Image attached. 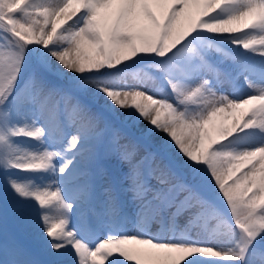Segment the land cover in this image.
Wrapping results in <instances>:
<instances>
[{"label": "snow or ice", "instance_id": "obj_1", "mask_svg": "<svg viewBox=\"0 0 264 264\" xmlns=\"http://www.w3.org/2000/svg\"><path fill=\"white\" fill-rule=\"evenodd\" d=\"M0 264H264V0H0Z\"/></svg>", "mask_w": 264, "mask_h": 264}, {"label": "rangeland", "instance_id": "obj_2", "mask_svg": "<svg viewBox=\"0 0 264 264\" xmlns=\"http://www.w3.org/2000/svg\"><path fill=\"white\" fill-rule=\"evenodd\" d=\"M240 82L243 83V80L241 79ZM225 91H227L229 94H231V90L228 89L227 87L225 88ZM161 135H162V134H161ZM9 227H11V221H9ZM101 235H102V233H101ZM66 258H67V257H66Z\"/></svg>", "mask_w": 264, "mask_h": 264}, {"label": "bare ground", "instance_id": "obj_3", "mask_svg": "<svg viewBox=\"0 0 264 264\" xmlns=\"http://www.w3.org/2000/svg\"><path fill=\"white\" fill-rule=\"evenodd\" d=\"M67 259H71V257L69 256V257H67Z\"/></svg>", "mask_w": 264, "mask_h": 264}]
</instances>
